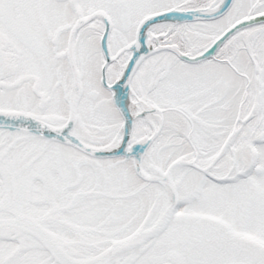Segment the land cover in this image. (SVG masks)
<instances>
[{
	"label": "snow or ice",
	"instance_id": "6c2138e0",
	"mask_svg": "<svg viewBox=\"0 0 264 264\" xmlns=\"http://www.w3.org/2000/svg\"><path fill=\"white\" fill-rule=\"evenodd\" d=\"M0 264H264V0H0Z\"/></svg>",
	"mask_w": 264,
	"mask_h": 264
}]
</instances>
